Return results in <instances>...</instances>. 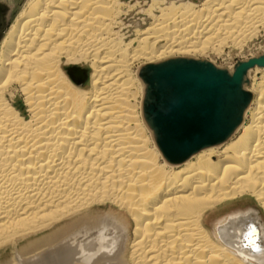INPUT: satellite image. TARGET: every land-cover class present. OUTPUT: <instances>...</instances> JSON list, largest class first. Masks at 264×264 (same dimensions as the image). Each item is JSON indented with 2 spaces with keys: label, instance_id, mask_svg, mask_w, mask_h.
Listing matches in <instances>:
<instances>
[{
  "label": "bare ground",
  "instance_id": "1",
  "mask_svg": "<svg viewBox=\"0 0 264 264\" xmlns=\"http://www.w3.org/2000/svg\"><path fill=\"white\" fill-rule=\"evenodd\" d=\"M123 6L27 0L0 40V264H264V68L248 71L231 135L177 162L154 143L131 72L243 47L264 33V0L154 1L129 40ZM247 195L260 212L207 221Z\"/></svg>",
  "mask_w": 264,
  "mask_h": 264
},
{
  "label": "water",
  "instance_id": "2",
  "mask_svg": "<svg viewBox=\"0 0 264 264\" xmlns=\"http://www.w3.org/2000/svg\"><path fill=\"white\" fill-rule=\"evenodd\" d=\"M5 8L0 1V35ZM254 66L264 68V52L237 59L232 70L187 55L138 66L142 117L167 161H181L231 135L252 98L246 84L248 71Z\"/></svg>",
  "mask_w": 264,
  "mask_h": 264
},
{
  "label": "rangeland",
  "instance_id": "3",
  "mask_svg": "<svg viewBox=\"0 0 264 264\" xmlns=\"http://www.w3.org/2000/svg\"><path fill=\"white\" fill-rule=\"evenodd\" d=\"M5 3V11H4V18H5V26L3 28V32L1 34L0 40L4 33L8 30L10 24L20 12V10L24 7L27 0H0ZM124 6L123 9L126 13L122 14L119 18L120 24L119 30L120 33L123 34L127 40L132 39L135 35V31L137 29H143L147 27L151 21L152 17L145 12L154 1L161 2V5L166 6L172 0H123ZM177 1V0H175ZM197 1V2H196ZM203 1V0H202ZM201 0H193L195 4L201 3ZM144 10V11H143ZM154 14H158L157 10H154ZM149 22V23H148ZM122 25V26H121ZM264 52V33L261 32L258 36L254 37L252 40L248 41L243 47L236 48V47H225L221 52H215L210 49H206L203 52H194L190 54H182L192 57H199L205 58L210 60L217 66L225 67L228 70H232L233 65L237 59H245L249 56L256 55L259 53ZM144 62L143 59H139L138 61H133L131 64V72L134 75V78L137 77V68L140 64ZM83 69H88V66L81 65ZM254 70V69H253ZM252 70V72H253ZM262 70V69H258ZM259 74V73H258ZM251 75L248 77L249 85L246 84V87H250L251 84ZM248 85V86H247ZM142 85L140 86V91L142 90ZM141 98H142V91L140 92L139 96V111L141 112ZM141 114V113H140ZM249 117H247V120ZM150 134V133H149ZM248 205H256L255 200L250 196H244L238 198L237 200L225 204V206L211 212L208 216V222H212L217 218H220L226 214H228L231 210L241 206V207H248ZM257 206L259 212L261 211L260 208ZM108 211H112L118 216H121L123 211L117 208H110L109 206L104 208L101 213H105ZM264 215V214H263ZM3 257H0V259Z\"/></svg>",
  "mask_w": 264,
  "mask_h": 264
}]
</instances>
